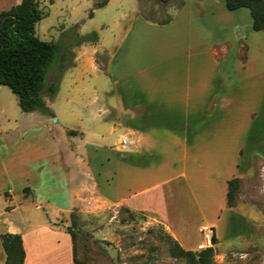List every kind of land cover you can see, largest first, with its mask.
I'll use <instances>...</instances> for the list:
<instances>
[{"label":"rangeland","instance_id":"374dc122","mask_svg":"<svg viewBox=\"0 0 264 264\" xmlns=\"http://www.w3.org/2000/svg\"><path fill=\"white\" fill-rule=\"evenodd\" d=\"M103 1L39 0V11L44 15L35 25V36L60 47L58 61L48 75V86L60 78L62 70L58 93L54 99L45 96L47 114L23 113L18 98L0 85V134L14 130L3 138L14 142L20 135L33 133L38 139L35 151L40 155L41 147L53 137L63 155L54 164L48 160L42 166L41 161L31 164V185L36 192L24 190L21 197L28 200L17 192V201L23 200L20 219L26 221V227L52 221L71 233L73 264L74 259L77 264H189L172 251L177 242L186 251L196 253L202 242L200 221L192 211L191 198L176 193L174 186L173 198L169 187L163 189L164 195L167 194L166 199L163 195V206L169 213L177 241L155 214L131 212L122 204L112 207L103 204L96 197L93 182H86L85 186L77 184L79 168L68 156V137L62 127L86 132L87 145L79 138L76 142L83 145L96 173L98 155L101 159L114 157L110 150L99 148L102 143L111 145L115 138L99 139L100 135H107L109 126L100 129L97 111L101 107H117V97L128 95L127 81L138 74L135 67L144 65L154 70L152 77L168 78V92L164 96L167 98L161 94L164 99L155 104L160 116L165 114L157 120L161 123L160 131H171L170 124L174 121L170 117L184 108V103L179 105L176 99L184 89L177 87V81L201 83L207 79L209 92L205 102L212 115L204 125L233 128L241 122L248 128L262 130L264 142V32L253 30L249 10L229 11L223 0H109L107 6L97 8L96 4ZM176 18L189 29L184 32L167 29L165 21L173 22ZM94 35L97 42L76 45ZM84 45V50L79 49ZM211 49L217 54L212 55ZM93 98H99V103L91 104ZM224 98L241 100L238 106L232 103L228 108ZM174 136L162 133L156 144L158 150L153 151L164 167H154L145 176H137L136 171L129 186L126 178L121 177L117 196H126L132 187L138 191L155 185L184 168L183 153L178 150ZM255 163V177L245 184L238 180L230 208L238 207L240 202L258 213L228 216L232 218L229 224L217 222L219 241L212 248L211 264H264V164ZM106 167L114 170L112 166ZM191 170L188 161L189 176ZM15 185L19 188L22 183ZM238 193L242 194L240 200Z\"/></svg>","mask_w":264,"mask_h":264},{"label":"crops","instance_id":"0c3cea01","mask_svg":"<svg viewBox=\"0 0 264 264\" xmlns=\"http://www.w3.org/2000/svg\"><path fill=\"white\" fill-rule=\"evenodd\" d=\"M22 2L23 0H0V14L11 11ZM183 23H179L176 18L166 27L184 32L189 29V26ZM85 46L79 49L84 50ZM211 51L212 55L217 54L215 49ZM119 53L120 50L117 56ZM127 68L129 69V66ZM135 69L138 74L132 75L133 80L127 81V97H117V107H101L97 111L101 119L100 129L109 126L106 129L107 135L102 134L99 139L106 140L105 136H115V138L111 145L102 143L103 146L99 148V151L102 148L110 150L114 157L108 156L101 159L98 155L95 158L98 165L96 173H93L86 151H83V145H87L84 140L86 132L71 130L67 126L62 127L64 134L68 137V156L79 168L80 181L77 184L85 186L86 182H93L96 186L97 199L109 207L122 204L131 212L155 214L164 222L176 241L177 237L170 225L169 213L163 206V189L166 187L170 188L168 192L172 198L174 195L172 186L179 195L186 194L191 198L192 211L200 221L199 231L205 227H212L216 231L217 222L230 223L232 218L228 219V216L257 214L258 211L253 207L240 202L238 207L230 208L228 193L229 182L237 179L245 184L257 173L255 162L261 161L264 164L262 130L248 128L241 122L233 128L221 126V124L219 126L204 125L208 124L207 120L212 115L208 103L205 102L208 100L209 92V80L205 79L201 83L193 80L177 81V87L184 89L181 92L182 96L176 99L179 105L184 103V108L180 106L179 113L170 117L174 121V124H170L171 131H160L158 127L161 125L158 124L161 123L157 120L159 117H165V114L161 117L155 104L167 98L164 96L165 92H168V78L162 80L152 77L154 70L148 66L139 65ZM115 70L118 72L119 68ZM188 78L191 79V76ZM115 82L117 85L120 83L118 79ZM240 100V98H224V104L230 108L232 103L238 106ZM99 101V98H93L91 104H97ZM225 114L227 113H222V115ZM237 115L240 116V113ZM7 132L14 133V130H5L3 134H0V264H6L7 259L2 241V236L5 234L22 237L26 252L24 264H73V240L68 232L57 227L52 221L44 224L32 223L26 227L24 224L26 221L23 222L19 215L22 201L29 199L21 197L24 190L30 189L36 192L31 185V164L41 161L42 166L45 160L54 164L56 158L63 159V155L53 137L47 139L48 143L41 147V151L39 147L40 156L35 151V147H38V139L33 133L20 135L11 142L3 138L4 134H8ZM166 132L175 135L174 139L179 144L178 150L183 153L184 168L155 185L143 187L138 191L132 187L128 189L126 196H117L118 181L121 177L126 178L129 186L134 182L137 172V176H145L146 171L154 167H164V164L157 162V156L153 151L158 150L156 144L162 133ZM76 138L84 140L83 145L76 142ZM188 161L192 167L191 180L187 171ZM106 166H112L114 170L106 169ZM120 166L125 168L124 171L119 169ZM17 182H21L22 186L16 188ZM17 192L23 200L17 201ZM164 196L166 199L167 194ZM240 199L242 194L238 193V200ZM3 201L5 204L2 203ZM216 239L219 241L217 231Z\"/></svg>","mask_w":264,"mask_h":264},{"label":"trees","instance_id":"16d2710c","mask_svg":"<svg viewBox=\"0 0 264 264\" xmlns=\"http://www.w3.org/2000/svg\"><path fill=\"white\" fill-rule=\"evenodd\" d=\"M223 1L229 11L249 10L253 30L264 32V0ZM108 3L109 0H104L97 3L96 7L103 8ZM43 15L39 11L38 0H23L21 5L0 14V85L9 88L18 98L24 113L47 114L45 96L54 99L62 77L61 70L60 78L48 86V75L58 61L60 47L54 42H45L35 36V25ZM84 41L97 42V36L81 39L76 45L79 46ZM238 183L237 179L229 182V207H232ZM71 237L73 238L72 235ZM2 241L7 256L6 264H24L26 252L22 237L5 234ZM214 242L217 243L216 238ZM172 254L186 259L189 264H211L213 250L193 253L174 242ZM74 263L77 264L75 259Z\"/></svg>","mask_w":264,"mask_h":264},{"label":"built area","instance_id":"2783aa9c","mask_svg":"<svg viewBox=\"0 0 264 264\" xmlns=\"http://www.w3.org/2000/svg\"><path fill=\"white\" fill-rule=\"evenodd\" d=\"M202 235V242L197 247V252H203L214 248V240L216 238V231L212 227H205L200 230Z\"/></svg>","mask_w":264,"mask_h":264},{"label":"water","instance_id":"95a60500","mask_svg":"<svg viewBox=\"0 0 264 264\" xmlns=\"http://www.w3.org/2000/svg\"><path fill=\"white\" fill-rule=\"evenodd\" d=\"M55 122H57V120H55Z\"/></svg>","mask_w":264,"mask_h":264}]
</instances>
